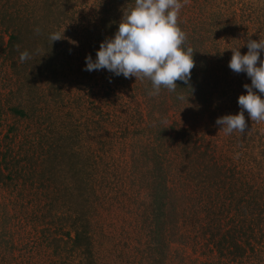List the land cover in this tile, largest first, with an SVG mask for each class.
Returning <instances> with one entry per match:
<instances>
[{"label": "rangeland", "instance_id": "374dc122", "mask_svg": "<svg viewBox=\"0 0 264 264\" xmlns=\"http://www.w3.org/2000/svg\"><path fill=\"white\" fill-rule=\"evenodd\" d=\"M34 1L0 0V10H5L0 17V39L5 38L8 42L10 33L16 29L17 23H21L23 51L30 53V60L38 67L37 57L47 54L42 40L45 31H41V26H58L64 36L62 42L65 48L64 58L61 57L64 68H60L58 72L62 85L58 86L56 83L51 86L48 85L47 79H43L41 86L45 88L46 93L49 89L61 87L59 89L66 93V97H81L76 101L80 107L76 105L78 108L75 111L76 118L82 117L81 122L79 121L81 129L97 126L92 123L96 121L99 126L103 125L107 132H121L122 135L127 132L125 140L115 134L110 139L112 146L114 141L115 147L110 156L118 160V163L129 166L132 158L140 159L129 173L122 171L128 175L125 176L119 192L111 193L107 189H101L102 202H95L93 205L90 217L94 224L91 236L95 264H233L226 258L219 260L218 250L213 244L223 239L222 235L226 231L229 232L233 224L225 227L216 224L215 234L211 233L207 225L211 219V216L206 214L208 201L210 197H217L215 191L219 187L211 188L208 179L204 184L206 187H196L193 177H188L183 185L176 182L177 189H183L186 193L182 198L186 213L175 224L161 225V221L152 215L150 204L152 162L142 154L148 151L147 144L151 147V141L147 142L146 134L149 130L154 132L159 129L162 123L161 127H166L168 131L164 132L167 139L163 149L168 156H173L176 144L172 140L171 127L173 121H176L186 131L187 141L192 143L195 139L200 149L211 151L218 160L224 161L227 165L225 171L233 169V166L234 169L238 168L237 179L244 189H241L240 193L235 192L238 187L223 189V196H218L220 207L218 205L217 209L224 208L223 204L229 207L231 201L233 204L244 202L247 209L246 201H249L254 192L253 186H260V191L264 194V121H251L245 111L248 127L243 135L237 131L225 135L220 131L222 126L216 124L217 118L236 115L241 111L238 98L247 94L243 85H250L251 80L246 73L236 74L229 68L233 54L231 49L239 48L244 55L248 51L249 39L264 40V0H181L183 7L178 16V26L186 34L185 47L194 50L193 60L196 62L195 67H198L197 74L201 75L200 78L211 77L210 73L205 72L213 69L212 65L223 77L220 84L223 95L218 99V103L202 106L199 112L190 103H186L184 117L175 114L171 103L164 107L160 105V112L156 113L160 115L159 122L154 121L148 113L150 104L147 99L151 97L152 100H159L157 96L152 97L144 93L148 80L115 76L106 69L91 72L84 70L86 56L91 55L93 60L96 59L100 43L106 38L114 37L124 11L133 7L135 0H38L42 4L36 15L42 22L35 25L31 23L29 14L34 7ZM68 15L72 16V22ZM26 19H29L30 25L26 24ZM36 28L40 29L39 34L34 31ZM5 47L6 43L1 46ZM201 54L204 57H201ZM260 58L264 59V53H261ZM17 81L18 76L11 68L10 62L0 57V105H5L6 111V99L16 91ZM254 91L259 94L258 90ZM48 99L52 103L47 109L52 110L54 102L51 96ZM41 105L46 108L45 103ZM61 107L63 106L59 105L55 112L63 113ZM0 116V144L3 151L8 143L15 148L19 142L32 140L34 136L37 139L42 137L36 132V121H31L30 118L15 119L8 111ZM56 128L62 126L58 125ZM174 140L179 139L177 137ZM36 147L35 144L32 145V148ZM82 149L83 147L77 148L78 151ZM176 151L179 153L177 145ZM214 176L218 179L220 177ZM28 186L34 185L28 182ZM21 191L23 190L20 183L18 188L0 189V264H61V261L65 262L64 264H80L84 256L70 252L71 238L75 235L70 217L75 204L68 200L73 197H57L53 192L49 195L46 189L32 188L27 193ZM20 194L28 195L27 200L12 203L15 197V202L21 199ZM187 195L194 197V206L197 204L201 207L194 217L196 207L191 206ZM177 196L179 195L170 192L169 199L171 202L178 201L179 199H175ZM233 196L235 198L231 200ZM51 199L53 209L48 207ZM171 210L170 205L169 218ZM235 213L233 211L231 215L235 216ZM45 215L47 218L43 219ZM156 229L163 233L166 243L159 237ZM49 231L53 234L49 240L41 238L43 232ZM229 234L230 232L228 236ZM5 239L9 245L4 242ZM232 240L229 237V243ZM249 254L252 258L244 264H264V257H254L251 252Z\"/></svg>", "mask_w": 264, "mask_h": 264}, {"label": "trees", "instance_id": "16d2710c", "mask_svg": "<svg viewBox=\"0 0 264 264\" xmlns=\"http://www.w3.org/2000/svg\"><path fill=\"white\" fill-rule=\"evenodd\" d=\"M41 4L38 0H35L34 7L31 13H29L31 14V23H34V25L42 22L36 15V12L41 9ZM4 11L1 12L0 10V17ZM68 19L72 22V16L68 15ZM26 21V24L30 25L29 19H26ZM41 28V31H45L42 40L47 54H42V58L37 57L36 63H38V67L34 66V62L30 59L23 63L19 60V52L16 46L19 45L20 52L23 51V29L21 23H17L15 30L11 29L13 33H10L8 42L5 41V38L0 39V57H3L6 62H10L11 68L14 69L16 76H18L16 91L9 94L8 96L10 97L6 99L7 111L15 119L30 118L32 119L31 121H36V132L42 135L40 139H37L34 136L35 132L32 140L19 142L15 148L8 143L9 146L6 145L7 147L4 151L1 149L0 144V189L2 187L18 188L20 183L23 190L21 193H27L32 188H37L38 190L46 189L49 195L53 192L57 194V197L60 195V197H64L65 195L64 198L67 195L73 197V199L68 200L72 204H75V209L70 217V224L75 233L74 237L71 238L72 245L70 252L74 251L79 256H84L83 260H80V264H95L94 243L91 236L94 224L90 217L93 205L95 202H102L101 189H107L111 193L119 192L124 183L125 176L128 175L130 170L134 169L133 166L140 159L133 160L132 158L130 160L131 164L124 166V164L118 163V160L110 156L111 150L115 148L114 141L113 146L110 141L112 135L115 134L120 139L124 138L123 140H125L127 132L123 135L121 132H107L104 130L103 125L99 126L100 124L96 121L92 123L97 126L81 129L80 122L82 117L76 118L75 116V111L80 107L76 101L80 100L81 97L79 99L66 97V93L60 91L59 88L61 87H57L55 90L49 89L46 93L45 88L41 86L43 79H47L48 85L51 86H55L56 83H58V86L62 85V80L58 78V72L60 68H64L61 62L64 58L65 48L63 47V40L51 42L49 39L50 34L60 32L58 26H41ZM5 43L6 47L1 48ZM38 54L40 53L38 52ZM200 56L204 57L202 54ZM212 67L213 69H208L209 71L205 72L211 75L208 79L200 78L201 75L197 74L199 73L197 71L198 67L193 68L189 81L191 90L187 89L189 85H185L182 81H177L178 88L175 92L162 89L157 96L159 100H152L150 99L151 97L147 99L150 104L148 113L152 115L154 121H160V115L156 114L160 112V105L164 107L166 104L169 105L171 103V109L175 111V114L184 117L186 103H190L198 112L202 106H206L207 104L212 105L215 102L218 103V99L222 98L221 96L223 95L220 86L223 77L217 73L213 65ZM151 90L152 85L148 80L144 93L147 94ZM178 95H183L185 100L181 101L177 99ZM49 96H51V100L55 104H53L52 110L47 109L49 104L52 103L48 99ZM42 103H45L46 108L42 107ZM59 105L63 106L61 107L64 110L63 113L62 111L55 112V109ZM7 111L5 105H0V114ZM89 119L90 117L87 121ZM105 119L107 120V118ZM57 122L58 124H55ZM58 125H61L62 128H56ZM161 126L162 123H160L159 129L154 132L152 130L150 132L149 130V133L146 134L147 142L151 141V147L147 144L148 151L142 154L145 159L147 156L148 159H151L150 162H152V181L149 183L152 215L161 221V225L167 224L168 226L169 223L175 224L179 222L186 213H184V203L182 202V198L185 197L186 193L183 192V189L182 191L177 189L176 182L183 185L188 177H193L194 186L206 187L204 184L207 183L206 180L208 179L211 188L219 187L215 191L217 197H210L206 210V214L211 216V219L207 222L211 233H216V224H220L219 226L221 227H225L230 223L233 224V228L229 229V236V232L226 231L222 235L223 239L213 242L214 248L218 250L217 256L219 260L220 258H226L233 264H244L252 258L249 254L250 252L253 253L254 257H264V194L260 191L261 187H252L254 192H252L249 201H246L247 209L244 202L233 204V201H231L229 207L223 204L224 208H219L220 199H218V196H223V189L238 187L235 188L238 189L235 191L236 193H240L241 189H244L243 186H240L239 179H237L238 168L234 169L233 166V169L229 168L228 171H225L227 165L224 161L218 160L213 155V152H205L200 149L194 136L192 143L187 141L186 131L176 121H173L171 127L173 132L172 140L179 147V153L176 151L175 145L173 156H168L166 150L163 149L166 143L165 140L167 139L164 132L168 131L166 127ZM177 137L179 140H174ZM81 142H83L82 146ZM10 143H12V138L10 139ZM34 144L37 146L35 149L32 148ZM79 147H83V149L78 151L77 148ZM31 152L33 153L32 155ZM134 156L136 157V154ZM151 165L149 166L151 167ZM122 171H127L128 173L125 174ZM214 175H219V179ZM213 177L215 178L213 179ZM28 182L34 186L29 187ZM170 192L179 195L175 198L179 200L171 202L169 199ZM187 196H189L188 201L191 206L193 208L196 207L193 212L194 217L198 213V208L201 209V207L197 204L194 206V197H191V195ZM15 198L12 199V203L27 200L28 195L20 194L21 199H17L18 201L16 202ZM234 198L235 196L231 197V200ZM55 200H58V198ZM179 202L182 203L180 206H177ZM170 205L172 213L169 218ZM49 206L52 209L54 208L53 199L48 202ZM233 211L236 212L235 216L231 215ZM45 218H47L46 215L43 219ZM57 218L61 219V217ZM239 218L242 220H239ZM195 220H198V218H195ZM156 231L159 237L166 243L163 233L158 229ZM42 234L41 238L47 240H49L51 235L53 236L50 231L47 233L43 232ZM69 236L70 234H68ZM229 237L233 239L230 243ZM238 237L241 239H238ZM4 242L9 245L6 239ZM65 248L66 246L63 250ZM64 263L61 261V264ZM209 264H215V262H210Z\"/></svg>", "mask_w": 264, "mask_h": 264}, {"label": "clouds", "instance_id": "9594fccd", "mask_svg": "<svg viewBox=\"0 0 264 264\" xmlns=\"http://www.w3.org/2000/svg\"><path fill=\"white\" fill-rule=\"evenodd\" d=\"M183 4L181 0H135L133 7L124 11L118 30L113 38L100 43L96 59L86 56L85 71L106 69L115 76L135 77L151 82L148 95L158 96L162 89L175 92L177 81L189 85L191 72L195 67L193 49L185 47L186 34L178 26V16ZM36 34L40 29L35 30ZM64 33V32H63ZM64 38L60 32L50 34L51 42ZM21 63L31 59L30 53L20 52L16 46ZM248 51L242 55L239 48L231 49L229 68L236 74L246 73L251 84H244L246 95H240L238 105L241 111L236 115L217 118L220 131L230 135L234 131L243 135L247 129L245 111L251 121H264V40L249 39ZM254 90H258V93ZM183 101L185 97L178 95ZM188 101V100H187Z\"/></svg>", "mask_w": 264, "mask_h": 264}]
</instances>
